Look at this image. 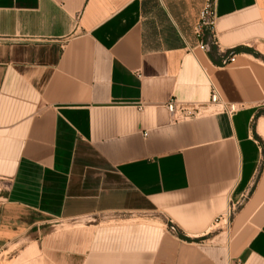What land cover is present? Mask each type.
<instances>
[{"label": "crops", "instance_id": "0c3cea01", "mask_svg": "<svg viewBox=\"0 0 264 264\" xmlns=\"http://www.w3.org/2000/svg\"><path fill=\"white\" fill-rule=\"evenodd\" d=\"M206 4L0 0L2 262L264 264V0Z\"/></svg>", "mask_w": 264, "mask_h": 264}, {"label": "built area", "instance_id": "2783aa9c", "mask_svg": "<svg viewBox=\"0 0 264 264\" xmlns=\"http://www.w3.org/2000/svg\"><path fill=\"white\" fill-rule=\"evenodd\" d=\"M215 21V8H214V0H207V4L202 12L201 23L198 26L197 31L200 32L202 27L211 28V36L210 40L212 43H216L217 38L213 30V25ZM209 46V43H201L202 48H206ZM235 60V55H229L224 58V62H232ZM167 107L170 112L175 115L177 118H191L205 112H228L232 113L236 111L237 105L235 103H231L226 101L222 95L220 94L217 87L213 86L211 99L208 104L204 103H186L181 102L176 99H171L167 103ZM172 230L176 231V227L172 226Z\"/></svg>", "mask_w": 264, "mask_h": 264}, {"label": "rangeland", "instance_id": "374dc122", "mask_svg": "<svg viewBox=\"0 0 264 264\" xmlns=\"http://www.w3.org/2000/svg\"><path fill=\"white\" fill-rule=\"evenodd\" d=\"M89 218H83V219H79V220H57V221H53L52 225H56V226H72V225H78V224H82L85 221H87ZM172 228V227H171ZM8 253H6L7 255ZM10 256V254H8ZM0 264H8L7 261H1L0 260Z\"/></svg>", "mask_w": 264, "mask_h": 264}]
</instances>
